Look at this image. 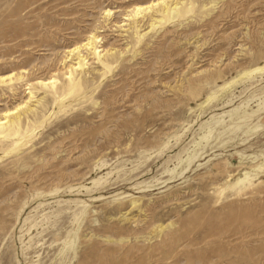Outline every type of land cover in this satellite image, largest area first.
Segmentation results:
<instances>
[{"label": "rangeland", "instance_id": "1", "mask_svg": "<svg viewBox=\"0 0 264 264\" xmlns=\"http://www.w3.org/2000/svg\"><path fill=\"white\" fill-rule=\"evenodd\" d=\"M150 1L0 0V114L36 95L0 141V264H264V0L153 27ZM92 33L109 70L83 50L80 95L36 84Z\"/></svg>", "mask_w": 264, "mask_h": 264}, {"label": "bare ground", "instance_id": "2", "mask_svg": "<svg viewBox=\"0 0 264 264\" xmlns=\"http://www.w3.org/2000/svg\"><path fill=\"white\" fill-rule=\"evenodd\" d=\"M191 8V3H187L186 1L179 0L171 2V0H153L144 5H136L131 17L136 19L139 14L144 11L154 9L157 13H159L160 18L152 19L150 27H153L156 22L165 23L172 19L185 16ZM110 12V9L105 10V14L107 16ZM98 39L99 38L92 33L87 36L84 41L76 44L66 51L62 61L65 68V72L63 74L67 76L63 81H60L58 77L53 74L48 79L38 80L36 84H38L41 88L46 89L47 93L51 94V96L55 99L59 97L61 98V96H63L61 99H64L72 94L80 95L84 88V79L80 74L83 73L85 68L84 66L87 62V55L82 53L83 50H86L88 54H92L97 59L99 65H101L104 69L109 70L115 61V52L109 53V50L107 49H100V46L97 45ZM102 51H104V53L101 54ZM73 56H76L75 62L71 61L72 63L68 64V58H72ZM263 71L264 62L262 64L258 63L253 68L246 70L245 73L249 75L255 72L261 73ZM21 72H25V70H22ZM16 76L18 75L15 73L0 75V85H11ZM28 93L29 96L26 99L15 105L13 108L7 109L0 114V141L9 140V145L12 147L17 145L19 141L17 138L22 137L30 131L29 125L24 127L21 120L22 111H25L26 109H33L29 106V103L34 101L36 95L32 91H28ZM37 103H40V99L37 100ZM245 180H250L247 174L240 178L238 182L241 181L244 183Z\"/></svg>", "mask_w": 264, "mask_h": 264}]
</instances>
